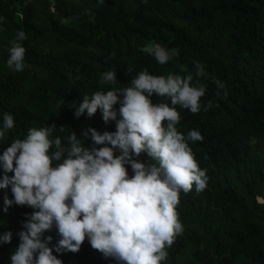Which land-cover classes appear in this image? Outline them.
<instances>
[{
    "label": "trees",
    "instance_id": "16d2710c",
    "mask_svg": "<svg viewBox=\"0 0 264 264\" xmlns=\"http://www.w3.org/2000/svg\"><path fill=\"white\" fill-rule=\"evenodd\" d=\"M20 30L27 37L21 42L26 67L16 72L7 67L8 49ZM151 42L178 48L179 55L160 65L140 51ZM196 63L225 87L202 78L201 111L177 106L178 131L198 130L203 137L189 146L209 179L201 192L195 186L181 192L176 211L183 232L162 264H264V0H0V126L5 113L15 122L0 139V155L29 128L53 125L50 138L61 137L65 147L72 131L89 149L111 147L95 144L90 135L84 139L88 128L116 131V122L105 124L99 109L91 118H76L84 95L129 86L145 68L153 75L194 74ZM111 69L118 82L101 86ZM152 101L171 106L167 97ZM208 101L213 107L204 111ZM133 159L155 163L146 152ZM5 174L14 175L0 166V180ZM5 196L14 199L11 185L0 189V233L13 234L10 244H0V264H12L18 233L34 209L13 204L5 212ZM49 235L54 248L60 237L55 228L43 237ZM53 254L63 264H118L87 238L77 253Z\"/></svg>",
    "mask_w": 264,
    "mask_h": 264
},
{
    "label": "clouds",
    "instance_id": "9594fccd",
    "mask_svg": "<svg viewBox=\"0 0 264 264\" xmlns=\"http://www.w3.org/2000/svg\"><path fill=\"white\" fill-rule=\"evenodd\" d=\"M26 39L20 30L9 42L7 67L13 71L22 72L26 67V48L21 43ZM140 51L164 65L180 50L151 42ZM195 68L194 74L186 76L153 75L145 68L129 86L84 95L74 110L76 118L85 113L91 118L99 109L105 124L116 122L115 132L101 134L88 128L82 133L84 139L90 135L95 144L111 147L89 149L74 131L65 147L61 137L50 138L57 130L55 125L29 128L23 139H15L7 147L0 155V166L14 175L5 174L0 189L11 185L14 199L5 196L4 211L13 204L34 209L22 225L26 230L18 233L20 243L11 255L12 264H63L53 251L77 253L86 238L93 249L118 264H162L167 259L166 249L183 232L176 211L181 192L187 194L194 186L201 192L209 179L189 146V141H202L203 137L198 130L187 135L178 131L181 116L177 106L193 114L201 111L207 87L200 82L202 78L212 80L217 89L225 87L202 64L196 63ZM116 75L114 69L103 73L100 85H115ZM154 95L167 97L171 106L154 104ZM117 104L118 110L114 108ZM211 107L213 103L208 101L203 110ZM14 124L13 115L5 113L0 139ZM145 152L155 163L146 165L133 159V154L139 157ZM129 164L134 172L131 177ZM53 228L60 237L54 248L49 247L53 237H43ZM12 238L11 231L0 233V244H10Z\"/></svg>",
    "mask_w": 264,
    "mask_h": 264
},
{
    "label": "rangeland",
    "instance_id": "374dc122",
    "mask_svg": "<svg viewBox=\"0 0 264 264\" xmlns=\"http://www.w3.org/2000/svg\"><path fill=\"white\" fill-rule=\"evenodd\" d=\"M258 201H259V202H262L263 200H262V199H259Z\"/></svg>",
    "mask_w": 264,
    "mask_h": 264
}]
</instances>
